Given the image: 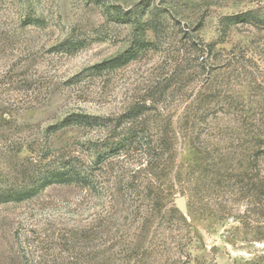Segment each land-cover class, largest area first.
I'll return each mask as SVG.
<instances>
[{
    "label": "rangeland",
    "instance_id": "374dc122",
    "mask_svg": "<svg viewBox=\"0 0 264 264\" xmlns=\"http://www.w3.org/2000/svg\"><path fill=\"white\" fill-rule=\"evenodd\" d=\"M138 42L152 45L92 69ZM135 106L142 116L116 127ZM73 112L110 125L55 131ZM244 118L264 132V0H0V190L55 156L95 175V187L55 184L1 204L0 264H27L25 253L29 264H264V199L236 176L247 172ZM139 123L152 146L171 148L163 179L140 149L98 161ZM162 182L166 199L152 201L144 186ZM138 245L129 260L120 253Z\"/></svg>",
    "mask_w": 264,
    "mask_h": 264
},
{
    "label": "trees",
    "instance_id": "16d2710c",
    "mask_svg": "<svg viewBox=\"0 0 264 264\" xmlns=\"http://www.w3.org/2000/svg\"><path fill=\"white\" fill-rule=\"evenodd\" d=\"M128 14H130V11L124 13V15L126 16ZM245 15L246 17L248 16V14ZM248 18L251 19V21H253L255 25L262 23L261 19L255 18V16L253 15ZM151 45L152 42L135 43L131 48L127 49L122 54H119L101 63L95 64L92 69L95 71V73H102L105 70H113L122 67L136 59L142 49ZM73 46L76 45L70 44L69 49H71ZM238 106L239 104L237 103V107ZM144 112L145 110L141 109L140 106L132 107L117 119L116 127H121L125 122L138 120ZM247 120L248 118L243 119L245 128H247L248 131H251L247 132L248 140L246 142V147L244 148V156L248 159V162L246 163L247 172L243 171L236 174V176H243V178H248L249 181L248 183H246V185L249 187V190L254 191L258 196L263 197L264 199V177H260L259 174L261 171L260 165L264 161V132L258 131L255 128L256 124L248 122ZM109 125L110 124L108 118L91 115L84 112H73L67 115L60 123L54 125V128L55 131H57L59 129L72 126L80 128H93L96 126L109 127ZM138 127L145 128L144 124L139 123V125L131 126L130 128H128L127 132L121 138H118L115 141L107 142V144L105 145L106 148L102 152H99L97 155L98 161H106L122 150L136 148L144 151V155L145 157H147L146 160L149 169L155 176H161L162 179L166 175L169 176L171 173V166L167 165L165 161V155L171 148H168V145L165 146L166 140H159L160 142L157 145L152 146V143L146 141L144 136H140L141 129H138ZM249 127H253V129L250 130ZM43 158L47 160L49 157L45 156L44 154ZM213 166L218 168L216 166V163L213 164ZM232 166L234 167V165ZM214 170L215 169L213 168V172ZM228 170L229 167H227L224 172H221L219 168L215 171L217 175H219L220 177L223 176L225 177V180H227L231 176H233L231 175V173H229L230 171ZM161 171L165 172V174H160ZM252 171H256V174L252 173ZM94 179V170L89 169L88 166L82 163L80 157L55 156L54 158H50V160L41 164L40 169L36 170V172L30 177V180L25 182V184H23L22 186H12L9 188L1 189L0 205L8 202H22L24 200L30 199L45 190L47 187L55 184L80 185L85 188L95 187ZM166 179H169V177H166ZM163 184V182L160 183L159 187H157V191H155L153 190V188L156 186L150 183V185L148 184L147 186H144V191L149 189L153 196L152 201H161L162 199L165 200L166 196L161 195L165 190V188H161ZM141 193H144L142 190L140 191L139 196L143 197ZM146 198L151 199L149 194L146 195ZM153 210L154 209H152V212H147V210L145 209V214L153 216ZM170 212L172 214L171 219H173L174 221H181L184 224L188 223L185 216L179 213L177 209L170 208ZM145 223H143V227L140 228L144 229ZM141 246L142 245H138L137 248H125L121 250L120 253L123 254L126 260H129L131 259V257L139 253L138 251ZM24 258L26 260V263L29 264L27 253L24 254ZM261 262L262 261L260 259H257V261L253 262V264H261Z\"/></svg>",
    "mask_w": 264,
    "mask_h": 264
},
{
    "label": "water",
    "instance_id": "95a60500",
    "mask_svg": "<svg viewBox=\"0 0 264 264\" xmlns=\"http://www.w3.org/2000/svg\"><path fill=\"white\" fill-rule=\"evenodd\" d=\"M176 202H177V204H178V206H179V208L181 209V210H186L187 209V201H186V198L184 197V196H178L177 198H176Z\"/></svg>",
    "mask_w": 264,
    "mask_h": 264
}]
</instances>
